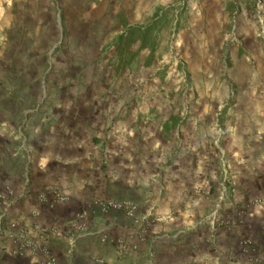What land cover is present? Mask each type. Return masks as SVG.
Segmentation results:
<instances>
[{
	"label": "crops",
	"instance_id": "1",
	"mask_svg": "<svg viewBox=\"0 0 264 264\" xmlns=\"http://www.w3.org/2000/svg\"><path fill=\"white\" fill-rule=\"evenodd\" d=\"M8 20L0 16L7 33ZM8 44L0 43V264H43L29 243L45 244L55 264H264L263 80L231 77L233 94L209 62L208 90L197 93L207 101L186 123L169 92L163 104L140 95L147 82L136 71L147 65L129 56L128 90L118 86L114 106L48 108L40 126L39 107H23L33 96L23 90L31 79L17 70L22 44L11 54ZM221 109L231 132L224 165L213 147ZM95 123L102 129L92 137ZM52 190L67 202L41 204ZM103 202H130L136 215L103 211ZM11 224L29 232L25 246ZM118 242H126L124 254Z\"/></svg>",
	"mask_w": 264,
	"mask_h": 264
},
{
	"label": "rangeland",
	"instance_id": "2",
	"mask_svg": "<svg viewBox=\"0 0 264 264\" xmlns=\"http://www.w3.org/2000/svg\"><path fill=\"white\" fill-rule=\"evenodd\" d=\"M5 15L12 28L0 30V43L10 41L9 54L22 44L24 64L17 70L22 80L31 79L23 90L33 96L24 97L23 107H39L36 125H44L48 108L114 106L118 86L128 90L129 56L147 65L136 71L147 82L140 95L163 104L169 92L187 113L186 123L198 101H207L197 93L208 90L209 62L233 94L231 77L264 81V0H0V16ZM94 113L89 117L99 119ZM218 113L213 147L224 165L231 132L223 125L229 117L223 109ZM98 126L89 128L90 136L100 134ZM125 243L118 242L121 254Z\"/></svg>",
	"mask_w": 264,
	"mask_h": 264
},
{
	"label": "built area",
	"instance_id": "3",
	"mask_svg": "<svg viewBox=\"0 0 264 264\" xmlns=\"http://www.w3.org/2000/svg\"><path fill=\"white\" fill-rule=\"evenodd\" d=\"M68 198L65 194L58 190H52L43 192L39 196V202L43 205H46L50 208H54L56 206L65 204L67 202ZM260 204L262 203L259 202ZM100 208L105 210H114V211H120L124 212L128 217H133L137 212V207L130 203V202H103L100 204ZM86 217V214H81L79 218ZM36 230L44 234L46 233V229L42 226H35ZM11 234L18 235L21 239L24 241V246L26 245V240L28 239L29 232L24 229L23 227L18 226L17 224H11L10 225ZM103 242L107 243L109 242L108 237L103 236ZM29 248L32 249L33 252L37 254H41L44 257L43 264H55V259L52 256V253L50 252L49 248L42 243H29Z\"/></svg>",
	"mask_w": 264,
	"mask_h": 264
}]
</instances>
